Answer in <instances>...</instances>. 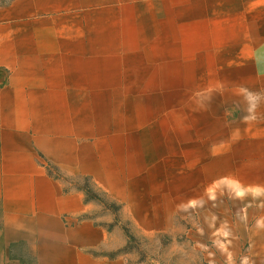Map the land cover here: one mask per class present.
Masks as SVG:
<instances>
[{
    "label": "crops",
    "instance_id": "1",
    "mask_svg": "<svg viewBox=\"0 0 264 264\" xmlns=\"http://www.w3.org/2000/svg\"><path fill=\"white\" fill-rule=\"evenodd\" d=\"M142 21L198 38L194 56L174 39L133 51ZM51 167L130 209L144 179L172 182L161 197L173 204L213 187L264 195V0L0 6V264H116L94 253L109 242L84 218L97 206Z\"/></svg>",
    "mask_w": 264,
    "mask_h": 264
},
{
    "label": "rangeland",
    "instance_id": "2",
    "mask_svg": "<svg viewBox=\"0 0 264 264\" xmlns=\"http://www.w3.org/2000/svg\"><path fill=\"white\" fill-rule=\"evenodd\" d=\"M12 0H0V6ZM133 51L151 50L171 39L179 43L180 59H188L190 36L156 35L168 22H132ZM181 30L182 22H180ZM128 38H100L101 48L123 46ZM114 41V42H113ZM148 51V52H149ZM138 76V70H133ZM118 117V116H117ZM67 188L82 190L97 210L84 216L103 226L109 236L107 245L94 253L116 264H264V248L253 244L264 240V195H239L227 187H213L210 195L191 202L173 204L161 197L172 182L144 179L134 182L130 207L109 196L87 177H66L51 167ZM164 185V188L162 187ZM166 185V186H165Z\"/></svg>",
    "mask_w": 264,
    "mask_h": 264
}]
</instances>
